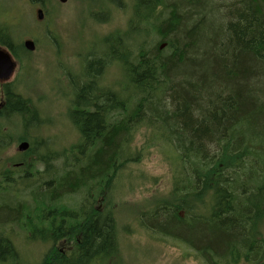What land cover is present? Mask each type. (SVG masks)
Returning <instances> with one entry per match:
<instances>
[{"label":"trees","instance_id":"trees-1","mask_svg":"<svg viewBox=\"0 0 264 264\" xmlns=\"http://www.w3.org/2000/svg\"><path fill=\"white\" fill-rule=\"evenodd\" d=\"M29 1L41 9L48 3ZM108 1L119 5L121 0ZM215 1L224 5L226 0H135L129 27L145 34L129 40L135 50L125 49L116 35L105 37L106 59L91 56L82 77L71 82L68 114L81 142L66 158L73 163L64 176L51 180L54 187L37 198L39 218L44 219L49 209L58 207L61 194H84L86 213L78 204L60 207L69 211L64 216L71 220L70 230L53 217L47 228L38 226L52 242L81 229L75 256L60 258V264H92L94 257L113 251L114 222L109 216L100 221L93 207L98 197L110 200L106 192L114 183L133 187L132 178L123 177L122 171L133 169L143 149L153 145L144 146L145 136L141 146L135 144L144 121L152 126L153 146L156 135L164 142L174 139L176 153H168L167 148L161 152L175 167L177 201L184 202L186 212L180 218L179 208L160 203L150 213H136L141 226L189 244L207 264H264V231L260 229L264 226V0L226 4L231 14L226 26ZM162 6L168 12L164 19L157 13ZM89 12L100 23L108 22L101 10L90 8ZM4 29L7 32L0 30V43L20 61L23 51L14 49L9 38L14 32L7 26ZM152 35L159 40L149 51ZM117 63L123 71L120 79L111 76L102 85ZM10 88L9 84L0 86L4 95L0 117L19 116L26 131L23 113L34 112L38 118V112ZM7 146L0 138V151ZM49 159L38 154V162L46 165L44 173L54 174L46 162ZM18 180L17 175L0 172V187ZM57 187H66L68 192L56 196ZM12 218L7 213L0 222ZM12 244L9 238H0L1 261L16 258ZM53 257L59 255L47 254L42 264H55Z\"/></svg>","mask_w":264,"mask_h":264},{"label":"rangeland","instance_id":"rangeland-1","mask_svg":"<svg viewBox=\"0 0 264 264\" xmlns=\"http://www.w3.org/2000/svg\"><path fill=\"white\" fill-rule=\"evenodd\" d=\"M125 1L133 2L134 0ZM231 1L232 0H226L224 5L218 1H215V6L217 7L216 10L219 11L217 14H220V19H223L221 23H223L225 26L228 25L231 20L228 17L231 16V14L229 13V10L225 9V5H229ZM37 4L35 3V5ZM0 7V23H4L5 25L11 27V29H15L17 27L18 29L14 30L15 34L19 33V35H26L22 38H16L19 43L26 37H30L29 32L32 29L39 30L38 34H45L46 27H48V30L51 29L50 32H47L46 36H39L38 40L33 38L37 43V50L32 55L30 54L27 58V62L30 63V65L26 68L27 72H25L23 75L20 74L18 66L12 80L10 81L12 84L16 85L17 94H19L20 90L24 95H28L34 100L32 103L40 111L42 119L39 117L36 118L34 112H32V114L28 112L23 113L24 119L28 124L26 129L27 131L24 132V135H21V129L18 130V128H20V120L18 118L13 117L0 122L1 131L6 134H0L2 143L9 142L10 144H14L12 149H7L1 154L0 159H3L5 156H11L16 151L15 148L18 142L26 140H30L31 153L37 158L38 154L45 155L47 153L52 154L53 152L60 154L59 152L61 147L59 142L65 145L73 143L79 138V136L74 133L76 131L77 125L71 122L69 116L68 117L70 120H66L68 108L72 98L70 95L72 85L71 82L76 81H73V79L79 75V69L82 64L85 65L87 61L93 58L100 61H104L106 59L103 54L104 47L101 44L102 37H106L107 35H116L117 38L120 37L122 42H124L125 49L131 51L135 50L131 47V44L128 41L129 35H124L127 34L125 24L128 27L127 18H129L130 15L122 10L123 8L118 9L111 6L105 14L108 22L102 23V25H100L99 23L102 20H99V18L96 16H90L89 3L86 1L80 2L78 4L75 0H67L66 4L60 5L59 3H56V0H48L45 13L50 14L52 17L48 18L47 16L46 19L39 25L40 27H38L36 26L38 24H36L37 21L35 19L36 8L33 4L26 3L24 0H0ZM57 9L58 12L55 14ZM91 9L95 11L101 10V12H103L107 8L106 6H103L102 2H99V6L92 3ZM126 10L128 11L129 9ZM157 13H161V18L164 19L166 18L168 12L161 8L157 10ZM10 17L14 18L12 22H4L9 21ZM121 20H123L125 23H123ZM141 25L143 24L141 23ZM0 30L7 32L2 28H0ZM137 31L138 29H132V32L135 33V35ZM142 34L143 33H140L139 35ZM9 38H13V34L9 35ZM148 40L150 46L147 48L149 51H153V46L158 44L157 42L159 39L156 37V35H152ZM55 48L57 49L59 55L56 53ZM40 49L41 51L39 52ZM87 50L89 51L84 56V53ZM50 55L51 57L48 58ZM91 56L93 57L90 59ZM122 73L123 71L119 64H114L113 69L109 74H107V77L105 76L102 79V85H106L108 82H110L109 80L111 79V76L112 78L119 80ZM65 94L66 96H64ZM45 104H49L53 108V111H46L49 109V105H46V110L42 109V106ZM42 112L45 115H42ZM64 113L66 115H64ZM53 117L55 118L53 119ZM52 119L54 123L51 122ZM45 121L50 122L49 127L44 131H37V127H39L41 130L46 128V124H41ZM67 121L72 124L74 130L70 129V125ZM10 133L13 135H10ZM57 135H59L60 139ZM144 135L145 129H143L141 134L135 139V144L137 146H141L143 142L142 136ZM51 136H53V138L57 137L58 141L55 140L53 143L47 145V150L51 152H44V141L47 142L48 139H51ZM156 145L158 147L166 146V144L162 141H156ZM149 151L150 154L145 152L141 161L134 165V169L128 171V167H126V169L122 171L123 177L128 176V178L133 179L132 185L135 186V189L131 193L115 195L113 198V202L115 203L113 207L114 209L117 207L122 208L123 206L128 207L129 205L133 207L137 213L139 212V208L144 204L149 203L154 198L165 197L170 192L172 188L170 172L171 167H169V170L166 163L162 161L161 149ZM85 161V156H83L82 163H85ZM60 162L61 160L56 162V164H59ZM1 164L2 162L0 161V166ZM38 170L42 171V166L39 165ZM73 170L76 169L73 168ZM130 175H134V177H129ZM64 179L67 181L69 180L67 175ZM54 185L55 183L49 184L46 190H51ZM62 192L66 193L68 192V189L66 187H57L53 193L58 195ZM10 194L14 195L13 193ZM40 197L42 196L38 195V199ZM77 198L79 199L80 196H70V203L73 204L76 202ZM19 199L22 204L25 203L26 205H30L28 196H22ZM68 201L69 195H66L65 202L68 203ZM16 202L17 200L4 198L0 195V221L6 216L7 213L12 214V219H18L24 213L23 216L33 218L34 221L39 222L41 219L43 220V216L39 218L38 213L27 214L25 210L20 208V204ZM183 205L184 202H180L179 200L169 207L182 208ZM202 211H205L204 208H202ZM65 212L68 211L63 210L60 212V210L56 208L49 209L45 218H56L62 214V218L66 221V217L64 216ZM131 215L133 216V220L134 218L136 220L139 219L138 217H134V214L129 212V210L127 212L125 209H123L121 210L119 216L118 213L116 215V218L118 219L117 228L116 224L114 223L115 241L116 237L118 236L117 239L119 243L120 256H126L123 254L122 250L125 249L126 253H128L127 246H131L132 248L130 255H127L128 257L124 259L114 256L111 263L110 261H107L104 264H152L151 260L148 259L147 256H152V258L154 257L156 259L154 264H201L199 261L193 258V252L184 243L179 242L180 246H176L175 244H172L171 239L152 236L149 232L141 227L144 231L142 232L139 228H137L135 221H131ZM106 218L108 217L100 216L99 220L104 221ZM129 227L134 228V231H130ZM34 232L36 240H39L40 238H47L44 230L38 226L34 227ZM148 235H150V238ZM262 237H264V234L261 235V238ZM0 238L6 239L7 237L0 236ZM11 242L13 243L12 247H20L19 243L15 241ZM136 244H139L140 246H135ZM149 244L153 246V250L151 254H146L151 249ZM116 246L117 241L115 245H113V250ZM22 250L29 252L32 251V256L34 257L42 256L41 248L35 250L29 247ZM52 252L54 251L49 250L48 254L51 255ZM195 252L197 251L195 250ZM197 254L201 256V254ZM55 258L57 257H53L52 259ZM10 261V258H7L4 261L0 260V264H8Z\"/></svg>","mask_w":264,"mask_h":264},{"label":"flooded vegetation","instance_id":"flooded-vegetation-1","mask_svg":"<svg viewBox=\"0 0 264 264\" xmlns=\"http://www.w3.org/2000/svg\"><path fill=\"white\" fill-rule=\"evenodd\" d=\"M4 95L1 93L0 94V101H2L4 103ZM19 157L22 158V160H20L17 164L15 165H21V169L20 170H16V173H19L21 176H25V175H30L33 176V164L34 162H36L37 157H35V155H33L32 153H21L18 154ZM7 156L4 157L3 159V164L9 167V172L11 173L12 171V165L7 162ZM16 167V166H15ZM5 173H7V171H5ZM65 227V224L63 225ZM62 239H65L67 236L65 234H62L60 236Z\"/></svg>","mask_w":264,"mask_h":264},{"label":"water","instance_id":"water-1","mask_svg":"<svg viewBox=\"0 0 264 264\" xmlns=\"http://www.w3.org/2000/svg\"><path fill=\"white\" fill-rule=\"evenodd\" d=\"M62 3H65L66 0H59ZM43 15L41 11H38V19H42ZM25 47L29 50H33L34 46L32 43L30 42H26L25 43ZM12 70H13V64L11 62L10 57L5 54L2 53L0 51V80H6L7 78L10 77V75L12 74ZM28 149V144L27 143H21L18 146V150L19 151H25Z\"/></svg>","mask_w":264,"mask_h":264},{"label":"bare ground","instance_id":"bare-ground-1","mask_svg":"<svg viewBox=\"0 0 264 264\" xmlns=\"http://www.w3.org/2000/svg\"><path fill=\"white\" fill-rule=\"evenodd\" d=\"M18 214V213H17Z\"/></svg>","mask_w":264,"mask_h":264}]
</instances>
